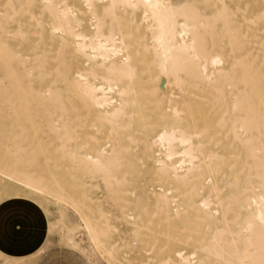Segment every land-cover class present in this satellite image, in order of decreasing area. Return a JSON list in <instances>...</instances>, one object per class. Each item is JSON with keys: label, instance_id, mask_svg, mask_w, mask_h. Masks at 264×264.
Returning <instances> with one entry per match:
<instances>
[{"label": "bare ground", "instance_id": "bare-ground-1", "mask_svg": "<svg viewBox=\"0 0 264 264\" xmlns=\"http://www.w3.org/2000/svg\"><path fill=\"white\" fill-rule=\"evenodd\" d=\"M49 144L146 264H264V0H0V156Z\"/></svg>", "mask_w": 264, "mask_h": 264}, {"label": "rangeland", "instance_id": "rangeland-1", "mask_svg": "<svg viewBox=\"0 0 264 264\" xmlns=\"http://www.w3.org/2000/svg\"><path fill=\"white\" fill-rule=\"evenodd\" d=\"M43 138L41 140V143L47 144V138ZM51 142V144L53 145H57L60 143L58 139H53V141ZM51 144H49L47 149L49 150L47 154L50 158L48 159L46 157L49 164L45 161L46 159H44V157L42 158L41 156H38L36 160L31 157L34 163H39L36 165L31 162L32 160H30L31 158L28 156H0V169L2 170V168H5L9 170V168H13L11 173L13 171V173L17 172L16 178H18L17 180L19 181L17 182V180H15V175L13 173V177L10 176L11 173L9 174V172H6V175L3 174L2 172L5 171V169L0 172V221L4 224L5 227L14 224L17 228L22 229L19 234L20 238H17V241H19L20 243L19 245H17L18 247H20L18 248V250L21 251L13 253L7 251L8 249L0 246V264H129V262L131 264H146L148 259V251L142 248V237L139 239L137 238L134 247L131 246L132 243H129L130 240H128V242L123 240V242H121L118 246L115 245V240L117 239L118 235L121 234L124 236V234L128 235L129 233V228H127L124 224L118 226L120 223H118L117 225L116 222V218H118L117 212H123V210L127 208V205H129L128 202L125 203V201L120 200L121 198L125 199L128 196L127 191H125L124 193L122 192L120 196L116 197L118 201H121H119L120 203L117 202L115 205L114 203L112 204L111 201L106 197L104 191H102L101 189H96V178L99 175L94 177L92 176L94 175V172H96V170L83 171L78 168L76 169L74 167L75 164L73 165L68 163L73 159H69L66 155V157H64V155L60 156V154L62 155V152H56V150L54 151V148ZM27 158H30L28 160H30L33 168L38 169V171L30 167L32 165L28 163ZM79 160L81 159L74 160L76 161L74 163H77V161ZM25 163L29 164V170L32 171L31 174L34 172L37 173L42 170L41 173H37V176L39 175L38 177L44 176L45 178H47L46 181L49 183V186L43 177L41 178V182L40 180H37L38 178L36 177V174L35 178L31 174H29L30 171L27 170L28 167L23 166V164ZM11 164L13 165L11 166ZM41 164L43 167L41 166ZM141 165L144 164L141 163ZM78 166L79 165H77V167ZM71 168L72 170H70ZM45 169H47L46 172ZM25 171H28V173H26ZM85 171L86 173L89 172L90 176H86ZM90 172L93 173L91 174ZM22 174H25L24 179H22ZM133 175L138 177L139 174L137 172H134ZM27 177L30 178H28L29 181L36 179V184H34V182L33 184H31L33 185V187L35 185L38 186L37 188L40 189V191L36 187V192L32 191L35 188L31 187L32 185L26 179ZM113 178H117V175H115V177L113 176ZM26 180L28 181V184L25 183ZM37 181L41 182L42 184L44 182V185H42L41 183L40 184L42 186H39V183L37 185ZM23 182L24 184H22ZM82 182L86 183V186H83ZM80 184H82V186ZM28 185L31 186L26 187ZM87 185H89L90 187ZM93 186L95 188H93ZM86 187L89 188L87 189ZM51 188L53 189L54 194H52ZM41 189H48L49 191L44 190L43 192H41ZM90 190H92L93 192ZM43 193L47 197H49V199L45 198V195ZM59 193H61V195ZM58 194L60 196L63 195V197L60 198ZM86 194H88V196ZM84 195H86V197ZM72 196L76 199V201L71 200L74 199ZM83 197H89L86 200L89 199L88 201L90 203L85 201ZM78 200L81 201L79 202ZM84 201L85 204L83 203ZM94 203L96 204L94 205ZM87 204H91L90 206H94L91 208L96 212V216L93 217L92 221L94 227H96V233H99L97 235L98 237H96V246L92 241L88 239V235L86 234V230L84 228L85 219L82 212L85 210V206H87ZM149 209H151V207ZM136 210L138 215L140 216V213L143 214V211L146 210V207L139 205ZM115 225L118 226V231H112L113 235L108 236L109 234H111L110 229L113 230V227ZM72 226H74L73 229ZM103 227H105V229ZM71 231H73L74 240L69 239ZM105 235H107L108 238ZM101 239H107L108 241H106L110 242L109 245L106 242L104 243V241H102L104 250H100L103 249L102 246L101 248L99 247L100 244L98 243V240L101 241ZM28 245L31 246L28 247ZM106 245L109 246V248L106 247ZM129 245L130 247H132V250H129ZM106 248H108V251H106ZM116 250H120L121 254ZM98 251L100 253H98ZM102 251L106 252H104L103 254ZM108 253L109 255H111V257L107 255ZM118 254L119 258H117Z\"/></svg>", "mask_w": 264, "mask_h": 264}, {"label": "crops", "instance_id": "crops-1", "mask_svg": "<svg viewBox=\"0 0 264 264\" xmlns=\"http://www.w3.org/2000/svg\"><path fill=\"white\" fill-rule=\"evenodd\" d=\"M6 228V229H4ZM22 231L21 228H17L14 224L8 225V227L4 226V224L0 221V246L8 249L7 251L17 253L21 250H18L17 245H19V241L17 238H20V232ZM37 244V243H36ZM31 245H28V247ZM22 251H29V250H22Z\"/></svg>", "mask_w": 264, "mask_h": 264}]
</instances>
